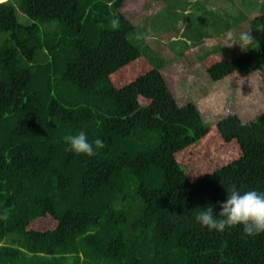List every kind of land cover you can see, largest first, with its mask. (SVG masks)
Returning a JSON list of instances; mask_svg holds the SVG:
<instances>
[{"label":"trees","instance_id":"trees-1","mask_svg":"<svg viewBox=\"0 0 264 264\" xmlns=\"http://www.w3.org/2000/svg\"><path fill=\"white\" fill-rule=\"evenodd\" d=\"M125 1L0 0V264H264V233L209 232L190 212L215 214L230 184L264 190V112L204 125L178 105ZM235 17L219 18L224 31ZM251 26L264 32V10ZM255 43L201 66L212 82L264 84ZM81 129L104 142L93 157L65 150Z\"/></svg>","mask_w":264,"mask_h":264},{"label":"rangeland","instance_id":"rangeland-1","mask_svg":"<svg viewBox=\"0 0 264 264\" xmlns=\"http://www.w3.org/2000/svg\"><path fill=\"white\" fill-rule=\"evenodd\" d=\"M168 4L165 7L163 0H126L121 12L137 26L133 39L137 44L144 41L146 47L140 46L143 54L150 56L148 51L153 52L162 62L163 78L176 103L194 104L204 125L229 115L248 123L263 113L264 84L259 72L246 78L232 74L212 82L201 59L211 52L240 56L245 50L233 42L241 31L250 30L254 41L260 42L263 29L252 27L251 20L264 10V0H171ZM208 11L220 19L235 15L238 25L224 31L220 19L213 22L214 16L210 20ZM17 15L20 22L30 23L19 11Z\"/></svg>","mask_w":264,"mask_h":264},{"label":"clouds","instance_id":"clouds-1","mask_svg":"<svg viewBox=\"0 0 264 264\" xmlns=\"http://www.w3.org/2000/svg\"><path fill=\"white\" fill-rule=\"evenodd\" d=\"M110 24L113 28H117L119 19L112 18ZM233 43L244 50L257 46L250 30L239 32ZM62 140L65 150L75 155L93 157L104 147V142L100 138L90 141L83 129L65 134ZM224 190L226 197L219 202L218 211L214 214L211 204L198 206L190 211L192 223L209 232L222 233L239 226L245 237H255L264 233V190L256 188L240 190L234 184L228 185ZM172 215L180 217V215Z\"/></svg>","mask_w":264,"mask_h":264}]
</instances>
